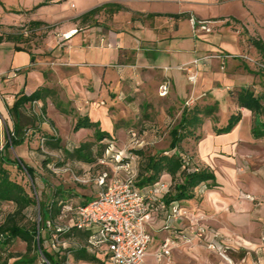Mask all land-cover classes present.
I'll return each mask as SVG.
<instances>
[{
	"label": "rangeland",
	"instance_id": "1",
	"mask_svg": "<svg viewBox=\"0 0 264 264\" xmlns=\"http://www.w3.org/2000/svg\"><path fill=\"white\" fill-rule=\"evenodd\" d=\"M227 8L228 12L236 14L243 20L250 17L247 16L238 1H233ZM253 10L258 14L262 26L255 23L253 18V22H249L250 26L248 29L250 30L248 31L244 24L232 19L216 21V23L211 24L198 22L196 16H194L195 20H190L197 39V47L194 52L195 58L188 63H184L180 69L185 72L189 82L191 73H196L198 79L196 84L190 82L192 93L188 98H176L174 89L168 95L161 96L160 84H157L138 86L135 95H131L137 98L136 102L129 100L127 96L128 87H123L122 92H119L118 90L121 87L117 88L115 86L113 89L117 93H105L103 100L94 101L98 102L100 106L106 104L109 108L111 107L110 112L113 110V112L121 111L125 107L130 106L129 111H125L123 118L119 120V122H125L124 131H116L114 135L119 142L121 141L120 143L125 145L126 149L129 145H133V141L128 134L129 129L141 125H144V128L149 125L148 128L152 129L153 127L155 131L151 132L147 128L146 132L138 134L137 142L134 146L142 147L146 146V143L151 142L147 151L154 152L157 149H168L171 140L169 132L180 121L185 107L204 109L208 105L216 104L217 110L214 113L216 122L212 117L202 116V125L196 129L194 134L185 138L181 144V149L192 157L194 163L199 166L204 165L197 157V146L203 141L209 130L214 127L225 126L230 116L238 112L237 94L242 85L250 87L256 94H264V57L250 42V37H257L258 35L259 38L264 40V7L256 3L253 6ZM3 27L5 26L0 21V33L6 31ZM9 31H23L19 47L29 51L42 49L39 54L38 68L44 71L48 77L54 65L48 52V33H32L28 23L23 21L18 25H14V30ZM225 45L229 48H225ZM6 46L0 48V68L7 66L8 63L9 55L6 53ZM245 65L259 74L250 73L244 67ZM189 69H192V72H189ZM235 72L236 74H242V77L234 76ZM231 73L234 74L231 75ZM219 77H223L224 80L219 79ZM7 86L9 87V85ZM213 87L219 88V92L213 94ZM66 88L73 93L72 96L75 100H69L65 96L64 90ZM46 89V113L42 114L41 112L43 108V101L41 100L38 101L39 104L35 107H30V104H28V109L31 114H35L38 118L37 124L42 127L44 133L55 134L59 136L60 140L64 139L65 142L67 134L71 138L74 136L72 133L74 126L72 118L76 120L80 115L81 111L78 103L87 98V96L88 98L96 96L92 95V92L84 91V86L77 85V83L75 85L70 80L64 82L63 85H54ZM117 96L120 102L112 105ZM49 99H55V101H48ZM54 105L64 108L66 112L62 113V110L55 109ZM53 109H55V112L58 111L60 113V116H55L60 120L59 122L57 121L59 128L56 124H51L54 115ZM252 122L253 120L250 116H243L242 121L237 126V131H239V135L243 140L235 145L233 144L231 150H224L222 147H220L221 149H212L207 156L211 168L218 176L220 183H222H219L218 187L213 190L221 193L222 198L219 196L213 198L209 208L211 210H208L203 222L221 233L226 244L232 248L229 247L226 253L221 254L217 251H212L204 243H201L204 246L181 245L176 248L177 257L174 256L170 264H264V242L262 240L264 237V137L257 139L253 136L251 131ZM32 133L33 130L30 129L28 134L29 137H32L29 142H36V145H33V150L22 146L15 149L11 148L10 153L12 156L20 157L21 150H27L29 156H25V160L22 159L27 164L30 165L31 163L33 165L36 172L35 183L23 170L11 168L12 176L26 186L33 187L35 184L40 197L42 193L48 195L53 193L57 185L69 189L83 187L75 177L84 176L91 165L79 163L76 160H67L62 148L52 149L45 143L42 145L41 137L43 134L34 136ZM217 135L220 136L219 134ZM81 136H83V142H93V149L95 151L98 150L99 144L95 141L94 129L82 132ZM4 141L0 143V148L4 145ZM64 142L62 144L60 142L61 147L65 145ZM43 160H46V163H43ZM209 190L202 188L198 192L199 194L196 196L198 203H196L195 207H185L189 214L194 211H198V213L205 211L200 204L203 199L202 196ZM96 196L98 197L99 193ZM91 199L92 197H88L87 200L90 201ZM12 209V204L5 203L1 205L0 223L4 221L6 215ZM27 219L38 221L37 207L27 211L25 221ZM42 235L46 238L45 247L51 249L48 238L50 235L49 231L47 229L43 230ZM65 240L67 241L68 239L61 238V241ZM70 245L71 243L68 240L66 245L60 248L70 247ZM25 252L26 243L16 239L7 249H0V256L5 258L10 254L15 255L9 259L8 264H10L14 258L24 255ZM63 253L61 252V254ZM32 255L34 253L30 254V256ZM33 264L48 263L39 254ZM66 264L80 263H77L72 258V255L68 254ZM149 264L157 263L150 261Z\"/></svg>",
	"mask_w": 264,
	"mask_h": 264
},
{
	"label": "crops",
	"instance_id": "2",
	"mask_svg": "<svg viewBox=\"0 0 264 264\" xmlns=\"http://www.w3.org/2000/svg\"><path fill=\"white\" fill-rule=\"evenodd\" d=\"M0 1V21L5 26L3 27L6 30L4 33H18L9 30H14V25H18L22 21L28 23L32 33L41 34L47 32L49 35L47 40L48 52L52 62H54L52 70L47 77L45 72L38 68L39 54L42 49H33L32 51L26 49L17 50L16 46H19V43L11 41L1 42L0 48L7 45L6 53L9 57L7 66L0 68V73L16 70L17 76L9 82L3 83L0 81V143L4 140L6 142L8 137L7 125L10 128L13 125L7 103L11 104L14 101L16 93L24 91L27 94H32L39 89L63 85L67 80H70L75 85L77 83V85L84 86V91L92 92V95L96 96L88 98L86 95L87 98L78 103L81 111L78 117L88 116L91 121L99 122L102 130L112 135H115L116 131H124L125 122H119V120L123 118L125 111H129L130 106L125 107L121 111L113 112V110L110 112L111 107L109 108L106 104L100 106L98 102L94 101L103 100L105 93L116 92L113 89L115 86L117 88L121 87L118 90L119 92H122L123 87H128L127 96L129 100L136 102L137 98L131 95H135L138 86L159 85L164 81L169 82L170 91L172 89L175 90L176 98H188L192 93V87L185 72L180 67L195 58L194 52L197 47V39L190 20H195L194 16H196L198 22L211 24L216 23V21L232 19L244 24L248 31L250 30L248 29L250 26L249 22H253V18L255 23L262 26L258 14L253 10L254 4L257 3L259 6L264 7V0ZM233 1H238L241 4L247 16H250L248 19L243 20L236 14L228 12L227 7ZM94 9H98L96 14L89 16L86 21L81 20L83 15ZM76 29L78 30L77 33L71 37H63V34ZM225 48L229 47L226 46ZM31 57H33V60ZM248 69L250 68L248 67ZM235 75L242 77V74H236V72ZM219 79L224 80L223 77H219ZM242 87L248 86L242 85ZM218 90L220 89L214 88L213 94L219 92ZM64 94L69 100H75L72 96L73 93L69 89L66 88ZM118 98V96L115 98L112 105L120 102ZM48 101H55V99H49ZM54 107L62 110V113L66 112L60 106L54 105ZM55 109H53L52 123L59 128L58 122L60 120L55 116H60V113L58 111L55 112ZM238 110L242 112L243 116H250L253 120V114L250 110L246 108H238ZM76 120L72 118V123L74 122L75 124ZM148 126L144 129L146 130ZM237 126L230 133L221 134L220 136L217 135L216 127L207 132L203 141L199 142L200 144L197 146V157L204 164L201 165L202 167H208L213 170L207 157L212 149H221L220 147H222L224 150H231L233 144L235 145L243 140L239 135V131H237ZM88 130L91 129L82 128L77 132L73 131L72 133L75 137L73 136L72 138L67 134L65 136L66 141L64 142V139H62L61 144L64 142L65 145L63 147L66 149H75L83 143L82 132H87ZM145 130L144 132H146ZM149 131L153 132L155 128L152 127ZM150 144L151 142H148L146 146ZM33 145H36V142L26 141L19 148L24 146L33 150ZM120 145L122 148L125 146L122 143ZM21 151L20 157L25 160V156H29V153L27 150ZM30 166L33 165L30 163ZM95 176L96 174L91 166L84 176L81 175L87 182L81 183L83 187L75 189L79 195L74 198L76 202H85L88 197L93 199L99 193L100 189L93 180ZM162 179L168 182L171 180L168 174H164ZM217 182L218 184L220 183L218 176ZM220 194L216 190L205 192L200 204L205 211L201 210V213L194 211L190 213V216L182 217L179 221L172 223V226L168 229L165 226L167 224L168 210L172 203H166L165 208L156 204L148 223L152 241L146 253L145 264H149L150 261H154L157 264H170L171 261H158L157 259V254L164 238L172 232L181 231L190 226L191 218L203 221L204 216L208 214V210H211L209 208L213 198L217 196L222 198V194ZM163 200L166 202L164 198ZM175 202L173 204H178L184 208L186 206L193 208L198 203L196 197ZM207 225L211 230L217 231L214 227ZM221 240L224 245L231 247L226 244L223 238ZM193 245L203 244L196 242ZM175 250L176 248L173 250L172 258L174 256L177 257ZM99 255L104 258L106 251L103 250ZM17 259L14 258L10 264H14ZM80 264L89 263L81 262Z\"/></svg>",
	"mask_w": 264,
	"mask_h": 264
},
{
	"label": "trees",
	"instance_id": "3",
	"mask_svg": "<svg viewBox=\"0 0 264 264\" xmlns=\"http://www.w3.org/2000/svg\"><path fill=\"white\" fill-rule=\"evenodd\" d=\"M1 3V1H0ZM98 12L94 9L81 18L86 21L91 15ZM22 33H2L0 43L11 41L20 43ZM251 44L264 57V40L259 37H250ZM17 50H23L16 46ZM33 60V57H31ZM247 70L251 73L258 72ZM47 89H39L32 94L20 91L15 94L14 101L8 105V112L13 122L12 128L7 125L8 137L0 148V207L8 203L13 205V209L6 215L0 223V249L5 250L14 240L20 239L26 243V252L19 256L14 264H33L39 254L42 255L48 264H66L68 254L77 262L89 264H105V258L99 255L104 249L95 247L92 243L93 232L74 227V221L78 215V208L85 205V202H76L75 197L78 193L74 188H63L61 185L55 187L51 194L42 193L38 195V189L34 186H26L12 176L11 168L25 171L35 183V169L27 164L21 157L12 156L10 149L21 146L26 141H30L28 131L33 130L32 135H40L41 141L52 149L62 148L67 160H76L91 165L93 172L98 175L104 169H110L112 158L115 153L120 152L122 147L117 138L109 132L102 130L99 122H93L88 116L78 117L73 131L77 132L82 128L94 129V138L98 142V150L93 149V142L86 141L73 150L61 147L59 136L44 133L40 125L37 124L38 118L31 114L28 104L33 101H43L42 114L46 113ZM238 108H246L253 114L252 134L255 138L264 137V94H256L250 87H241L237 94ZM217 105H208L204 109L198 107H185L182 111L180 121L170 130V143L168 149H157L154 152L147 151L148 146L132 148L131 151L136 155L135 168L137 171L133 181L136 189L144 190L146 187L163 180V175L168 174L171 180L169 190L164 193L165 203L171 204L175 201L189 200L195 198L202 188L213 190L219 184L215 172L208 167H202L194 163L192 157L181 149L183 140L194 134L196 129L203 123V117H212L216 122L215 111ZM243 115L240 110L232 114L225 126L218 127L217 134L230 133L242 120ZM51 124L52 121H51ZM138 134L144 132V125L131 127ZM42 146V145H41ZM40 148V147H38ZM37 148V150H39ZM112 151L108 154V151ZM106 158L108 165L100 164V159ZM46 163V160H43ZM45 165V164H44ZM48 185V183L46 182ZM33 207L38 208V221L26 220L27 211ZM51 222V226H48ZM70 225L67 231L58 232L57 226ZM49 231L50 248L45 247L46 238L42 231ZM64 237L71 243L70 247H64L67 241H61ZM58 247V248H56ZM55 250V251H53ZM61 252H64L61 254ZM34 255L30 256V254ZM15 255L0 256V264H8L9 259Z\"/></svg>",
	"mask_w": 264,
	"mask_h": 264
},
{
	"label": "built area",
	"instance_id": "4",
	"mask_svg": "<svg viewBox=\"0 0 264 264\" xmlns=\"http://www.w3.org/2000/svg\"><path fill=\"white\" fill-rule=\"evenodd\" d=\"M77 31V29L72 30L63 34V37L69 38ZM191 70L189 69V72H192ZM16 76V70L0 73V81L9 82ZM197 79L196 73L190 74L189 80L192 84H196ZM169 91L168 81L160 84L161 96H166ZM38 104V101H33L30 107ZM130 134L133 145L115 153L110 169H104L93 178L100 189L99 196L78 208V215L73 224L78 229L94 233L91 243L106 251L105 264H145L146 253L152 241L148 223L156 204L166 207L163 195L170 187V184L164 181H159L144 190L133 186L137 174L135 168L137 157L131 149L137 147L134 144L137 142L138 132L131 129ZM111 151L112 149L108 151V154ZM99 162L108 165L106 158L100 159ZM75 179L82 184L87 182L83 177H75ZM188 216L190 214L186 208L172 202L165 228H170L172 223ZM190 222V226L181 231L172 232L164 238L157 254L158 261L170 262L175 248L196 242L205 243L209 249L221 254L226 253L229 247L222 242L221 233L211 230L200 219L191 218ZM48 226H51V222H48ZM69 229L70 225L57 226L58 232ZM262 240L264 242V237Z\"/></svg>",
	"mask_w": 264,
	"mask_h": 264
}]
</instances>
